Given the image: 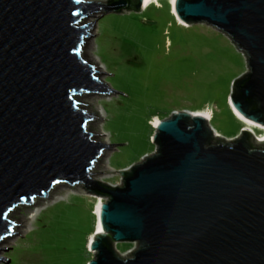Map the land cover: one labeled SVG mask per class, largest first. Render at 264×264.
Listing matches in <instances>:
<instances>
[{
  "label": "water",
  "instance_id": "95a60500",
  "mask_svg": "<svg viewBox=\"0 0 264 264\" xmlns=\"http://www.w3.org/2000/svg\"><path fill=\"white\" fill-rule=\"evenodd\" d=\"M100 6L107 14L128 2L0 0V241L12 222L24 237L38 209L71 190L105 199L88 264H264V141L245 128L227 140L203 116L173 113L153 126V154L124 169L120 186L90 180L102 150L116 145L92 139L78 99L110 90L82 57L91 37L82 21ZM174 9L243 53L230 103L264 128V0H175ZM121 242L135 248L119 256Z\"/></svg>",
  "mask_w": 264,
  "mask_h": 264
},
{
  "label": "rangeland",
  "instance_id": "374dc122",
  "mask_svg": "<svg viewBox=\"0 0 264 264\" xmlns=\"http://www.w3.org/2000/svg\"><path fill=\"white\" fill-rule=\"evenodd\" d=\"M98 9L82 21L92 30L82 57L94 68L99 64L103 70L95 78L110 90L78 99L93 117L87 125L92 138L116 145L102 150L90 180L120 186L124 169L153 154L155 118L209 110L207 123L221 138L247 129L230 108L233 82L246 72L245 56L228 36L203 23L181 25L164 0L137 11ZM99 109L102 118L96 117ZM59 196L29 220L24 237L0 241V248H10L0 250V264H88L94 258L88 244L96 232V206L105 199L71 190ZM134 248L116 244L119 256Z\"/></svg>",
  "mask_w": 264,
  "mask_h": 264
},
{
  "label": "bare ground",
  "instance_id": "6f19581e",
  "mask_svg": "<svg viewBox=\"0 0 264 264\" xmlns=\"http://www.w3.org/2000/svg\"><path fill=\"white\" fill-rule=\"evenodd\" d=\"M160 1L161 0H143L142 1V4H141V8L142 9H144L145 7H147V6H150V5H152V3L154 4V5H159V3H160ZM165 2L167 1L168 2V4H169V11H170V13L176 18V20L181 24V25H183V26H186L185 25V23L184 22H182L181 20H179V18L177 17V15H176V12H175V9H174V1L175 0H164ZM91 27V26H90ZM92 30H89V32H91ZM87 35H88V31H87ZM92 39V37H90V39L88 40V41H90ZM94 59V58H93ZM95 61V60H94ZM95 64H97V67L95 66V69H97V70H99V71H101L102 72V68L99 66V64L95 61ZM94 66V65H93ZM104 84H106V83H104ZM82 96H84V95H82ZM83 109H85L86 107H82ZM230 108H231V111H232V113L236 116V118L240 121V122H242L244 125H245V127L247 128V130L249 131V132H251V134L253 135V138L256 140V141H259V142H261V141H264V128L263 127H261V126H259V125H257V124H255V123H252V122H250V121H248V120H246L245 118H243V117H241L239 114H237V112L235 111V109L233 108V106L231 105V103H230ZM175 113V112H174ZM176 113H178V112H176ZM190 115H194V114H198V115H201V116H203L205 119H206V121L208 122L210 119H211V113H210V111L209 110H204V111H193V112H188ZM96 117L98 118H102L103 117V112L99 109L98 111H97V115H96ZM157 122H159V120L157 119V118H155V122H154V125L157 123ZM255 130H258L257 132L258 133H256L255 134ZM215 133V136H218V133L216 132V131H214ZM102 135H104V134H102ZM92 139H95V137H93ZM98 141L97 142H100L101 141V143L103 142L104 144H107L104 140H99V139H97ZM104 155V154H103ZM101 156L100 157V159L102 158V157H104V156ZM92 175H90V177H91ZM61 198V196H59V195H56L54 198H53V200H59ZM100 204V203H99ZM99 204L96 206V209H95V212H96V232L97 233H99L100 231H101V226H100V222H99V219H98V214H97V210H98V207H99ZM41 207H43V206H41ZM40 207V208H41ZM40 208L38 209V211L40 210ZM37 211V212H38ZM36 212V213H37ZM35 213V214H36ZM34 216V215H33ZM32 216V217H33ZM94 233V232H93ZM13 236H14V234H12L10 237L11 238H13ZM9 237V236H8ZM7 237V238H8ZM6 238V239H7ZM92 240V238H90V241ZM89 241V242H90Z\"/></svg>",
  "mask_w": 264,
  "mask_h": 264
},
{
  "label": "trees",
  "instance_id": "16d2710c",
  "mask_svg": "<svg viewBox=\"0 0 264 264\" xmlns=\"http://www.w3.org/2000/svg\"><path fill=\"white\" fill-rule=\"evenodd\" d=\"M138 1L139 0H127V2H128L127 9L128 10H136V5L138 4ZM233 84H234V82H233ZM243 134H244V131H242L240 135H243Z\"/></svg>",
  "mask_w": 264,
  "mask_h": 264
}]
</instances>
